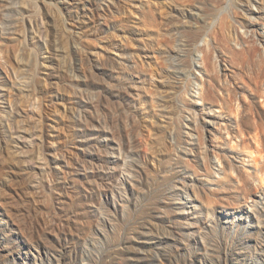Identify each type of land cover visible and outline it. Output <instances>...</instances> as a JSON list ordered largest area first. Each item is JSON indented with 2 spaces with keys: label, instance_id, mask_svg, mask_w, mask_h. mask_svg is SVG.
<instances>
[{
  "label": "rangeland",
  "instance_id": "rangeland-1",
  "mask_svg": "<svg viewBox=\"0 0 264 264\" xmlns=\"http://www.w3.org/2000/svg\"><path fill=\"white\" fill-rule=\"evenodd\" d=\"M0 264H264V0H0Z\"/></svg>",
  "mask_w": 264,
  "mask_h": 264
}]
</instances>
